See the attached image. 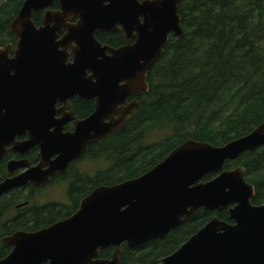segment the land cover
<instances>
[{
  "label": "water",
  "instance_id": "obj_1",
  "mask_svg": "<svg viewBox=\"0 0 264 264\" xmlns=\"http://www.w3.org/2000/svg\"><path fill=\"white\" fill-rule=\"evenodd\" d=\"M53 1L25 0L10 25L17 44L8 63L5 58L10 49L0 50V131L5 132L8 124L21 127L24 115L35 116L25 112L27 108L43 106L46 100L62 101L74 95L84 100L95 99L94 113L75 124L74 134L62 137L58 143L62 158L56 161L58 166L53 171H60L83 154L89 144L124 126L127 117L138 110V102L123 109H116L117 106L128 97L138 99L148 92L146 72L159 59L168 37L181 38L183 32L177 14L180 0H151L142 4L131 0L133 11L142 18V23L137 24L136 44L110 51L111 57L98 62L91 56H81L80 64L86 62L95 80L86 82L84 89L59 87L55 97H35L34 92L28 95L25 91L30 84L40 82L42 68L52 66L56 27L65 18L48 13L43 27L36 29L31 16ZM57 1L68 9L70 0ZM126 4L127 1L122 3ZM98 20L99 26L89 29L90 33L84 28L85 33L72 34L74 43L80 44V40L87 52L93 50L96 56L104 55L106 50L93 39L95 31L103 26V21ZM57 21L59 25H55ZM91 25L95 24L87 23ZM70 82L76 86V80ZM38 113L44 116V112ZM259 148H264V122L247 136L222 147L184 142L140 177L92 191L70 219L35 233L17 232L3 239L2 244L12 247V251L0 264H119L121 245L133 249L163 240L197 210L220 212L234 204L235 209L227 211L234 226L213 219L160 264H264V206H250L253 189L245 183L242 168L224 170L226 163ZM213 174L214 179L202 182ZM25 181L21 178L5 183L0 195ZM111 248L110 260L99 259L100 251Z\"/></svg>",
  "mask_w": 264,
  "mask_h": 264
},
{
  "label": "trees",
  "instance_id": "obj_2",
  "mask_svg": "<svg viewBox=\"0 0 264 264\" xmlns=\"http://www.w3.org/2000/svg\"><path fill=\"white\" fill-rule=\"evenodd\" d=\"M22 2L0 0V43ZM177 14L183 36L168 37L146 73L148 92L137 100L138 110L129 117L122 135L104 140L109 168L95 185L135 179L184 142L222 147L264 122V0H180ZM150 133L166 135L148 144ZM262 162L264 150H259L226 163L224 169L243 168L247 182L258 188L264 180ZM214 178L208 175L202 182ZM210 216L198 211L188 232ZM184 232L182 228L164 241L133 249L122 245L119 264H159L178 248ZM6 233L0 230V238ZM112 252H99L100 258L109 259Z\"/></svg>",
  "mask_w": 264,
  "mask_h": 264
},
{
  "label": "flooded vegetation",
  "instance_id": "obj_3",
  "mask_svg": "<svg viewBox=\"0 0 264 264\" xmlns=\"http://www.w3.org/2000/svg\"><path fill=\"white\" fill-rule=\"evenodd\" d=\"M124 1H127L126 6L122 5ZM135 1L138 4H142L151 0ZM133 10L131 0H70L68 9L61 5L60 1L55 0L51 2L50 6L33 13L31 22L36 29L43 27V19L48 13L59 15L65 20L62 25H59V21L55 23V25L59 26L56 27L55 32V50H52L55 56L52 63L53 67L51 66V68L48 65L42 68L40 70V82L42 84L40 82L35 83V86L30 84L25 94L29 95L34 92L35 97H46L48 99L56 96L55 90H58L59 87H67V90H81L86 87V82L92 81L95 83V80L92 79L93 74L90 68L86 66V62L82 65L80 64V57L86 56L87 58V56H91L95 62H98L111 57L110 51H118L122 48L134 46L137 41V24L138 22L142 23V18ZM18 12L8 22L6 27L7 36L0 43L1 51H5L7 48L10 49L5 58L6 63L13 59L16 50L17 39L11 35L10 25ZM98 19L103 21V26L101 30L95 31L93 39L101 49L106 50L104 55L99 54L96 56L93 50L91 52L92 55L88 53L86 45L79 38L80 44L74 43L72 34L79 31L82 32L84 28L88 29L90 33L89 29L99 26ZM135 19L138 21L135 22ZM104 22L108 23L109 26L106 27ZM87 23L95 25L90 27L87 26ZM83 32L85 33L86 31ZM64 38L66 40L62 42ZM75 75H77L76 79ZM72 76L73 78H71ZM70 80H76V86ZM54 81L61 82L62 85L65 83V85L59 86L61 83L58 84ZM122 85L123 83L120 82L119 86ZM22 93H24V90ZM138 99L128 97L116 109H123ZM95 103V99L84 100L80 99L78 95L62 101L46 100L43 102V106L27 108L25 112L35 116L24 115L21 127L8 124V129L5 132L0 131V189L7 182L21 178L26 180L25 183L19 186L6 189L7 191L0 195V230L7 232L5 236L0 238V245L2 246L0 247V261L12 251V247L2 244L3 239L9 238L17 232L35 233L70 219L78 211L82 200L95 189L104 186L102 184L95 185L97 177L103 179L109 168L105 158L104 140H107L110 136L122 135V131L134 111L127 117L126 123L117 133L89 144L85 152L70 161L66 167H63L60 171H53L58 166L55 163L61 156L60 149H58V143L61 138L74 134L75 124L87 120L94 113ZM38 112H44V116ZM114 118L116 119L117 115H114ZM104 123H107V121L104 120ZM259 150H264V148H259L253 152ZM106 166H108L107 169ZM261 167L260 171L264 176L263 162ZM236 168L241 167L236 166L232 170ZM45 176L46 179L42 181ZM244 181L253 189L250 206L255 208L264 206V180L260 187L257 188L247 182L248 179L244 170ZM236 206V204L229 205L226 210L220 212H206L199 209L160 241L166 240L170 234L184 228L186 232L183 233V241L175 250L177 251L213 219L234 226V222L229 220L227 211L235 209ZM200 210L211 215L209 220L188 232V228L195 225L194 222H191L193 216ZM221 216L224 218L219 220L218 217ZM3 249H6L5 253L2 252ZM111 257L109 259H101L99 255L101 260H110Z\"/></svg>",
  "mask_w": 264,
  "mask_h": 264
},
{
  "label": "rangeland",
  "instance_id": "obj_4",
  "mask_svg": "<svg viewBox=\"0 0 264 264\" xmlns=\"http://www.w3.org/2000/svg\"><path fill=\"white\" fill-rule=\"evenodd\" d=\"M166 134H160V137L158 134L150 133L147 135L146 140L148 144L158 143L160 142V139L164 138ZM97 167V166H96ZM108 166H106L107 169Z\"/></svg>",
  "mask_w": 264,
  "mask_h": 264
}]
</instances>
